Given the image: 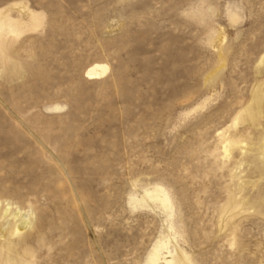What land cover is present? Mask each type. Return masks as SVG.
I'll return each mask as SVG.
<instances>
[{
  "label": "rangeland",
  "instance_id": "1",
  "mask_svg": "<svg viewBox=\"0 0 264 264\" xmlns=\"http://www.w3.org/2000/svg\"><path fill=\"white\" fill-rule=\"evenodd\" d=\"M4 19L0 200L34 212L26 260L264 264V0H0Z\"/></svg>",
  "mask_w": 264,
  "mask_h": 264
},
{
  "label": "bare ground",
  "instance_id": "2",
  "mask_svg": "<svg viewBox=\"0 0 264 264\" xmlns=\"http://www.w3.org/2000/svg\"><path fill=\"white\" fill-rule=\"evenodd\" d=\"M33 19L38 21L39 16L35 14L33 15ZM0 27L8 28L10 32L17 34L18 29L16 28V24L11 22L9 19H4ZM5 49V43L0 40V58L6 62ZM107 69L108 66L105 64L94 63L87 69L86 75L90 78L98 77L103 75ZM260 101L261 95L256 93L252 98L251 105H248V107L245 110L243 109L244 111L241 113L242 118L250 122L251 125L255 124L261 116V111L259 109ZM222 143L224 150L223 152L225 155H229L231 149L234 147H239L242 144V141L238 139H231L230 137H223ZM260 143L261 145L259 147V151L264 158V137ZM246 147L247 145L245 148ZM253 148L254 147H252V149ZM245 150L247 151L248 147ZM147 197L150 200H157L161 204H165L166 201L162 194L153 191L148 192ZM236 208L237 204L235 201V196L233 195V192L229 190L228 203L223 206L221 214L227 215L229 211H234ZM33 216L34 212L31 209H29L27 213H23L19 207L13 208L11 202L0 200V264H32V261L26 260L27 257L21 255V252L28 251L27 247H22L21 252L16 249V246L19 245V241L15 240L14 237L18 236V239H21V237L19 238L20 235L30 232L31 229L36 226L34 224ZM160 260H163V262L166 264H188L184 257L177 251H174V253H170V251H168V254L162 255V252L158 250L155 253V264H160Z\"/></svg>",
  "mask_w": 264,
  "mask_h": 264
}]
</instances>
